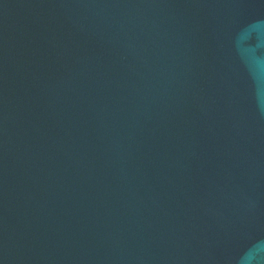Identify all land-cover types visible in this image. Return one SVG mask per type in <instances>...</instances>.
Masks as SVG:
<instances>
[{"label": "water", "instance_id": "water-1", "mask_svg": "<svg viewBox=\"0 0 264 264\" xmlns=\"http://www.w3.org/2000/svg\"><path fill=\"white\" fill-rule=\"evenodd\" d=\"M0 264H264V0H0Z\"/></svg>", "mask_w": 264, "mask_h": 264}]
</instances>
